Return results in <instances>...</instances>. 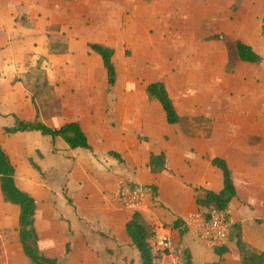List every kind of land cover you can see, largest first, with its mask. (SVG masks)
<instances>
[{
	"label": "crops",
	"instance_id": "crops-1",
	"mask_svg": "<svg viewBox=\"0 0 264 264\" xmlns=\"http://www.w3.org/2000/svg\"><path fill=\"white\" fill-rule=\"evenodd\" d=\"M68 1L0 0V145L15 166L18 187L36 197L35 229L40 253L56 259L58 264H142L139 251L126 233V224L137 211L156 233L169 236L180 250H188L191 264H241L230 229L225 240L213 243L196 235L189 226L191 218L204 217L196 204V189L218 193L223 188V174L211 164L214 158L224 159L233 175L236 197L230 204V223H239L244 241L264 252V87L244 91L246 104L237 106L230 98L226 101L232 93L228 89L230 79H244L240 76L243 68L257 71L260 80H264V12L253 14L244 9L242 19L237 18L243 0L237 9L235 0L229 9L231 13L221 14L222 18L217 20L221 29L227 30L225 36L217 34L221 39L212 38L221 56L186 58L181 63L185 67L176 72L174 68H165V63L155 64L152 74H143L145 80L130 68L125 79L115 51L117 78L111 91L101 58L97 56L100 60L97 59L96 75L82 57L76 63L81 64V76L89 87L94 78H103L104 94L95 91L99 101L93 103V91L89 88L83 92L85 98L81 103L57 101L54 112L43 117L44 101L39 102V97L30 93L43 83H37L39 70L45 72L44 89L50 88L51 94L55 90L57 98V85L65 86L72 80L75 61L79 60L71 54L76 48L88 47L85 23L77 30L75 21L69 22L70 17L75 20V11L60 8ZM53 31L56 36H52ZM115 31L120 35L116 38L118 44L124 38L123 30H109ZM224 38L250 46L263 62L255 65L236 61L233 72H228ZM60 42L65 48L62 52ZM116 43L102 40L99 44L114 49ZM25 51H30L31 57ZM155 81L164 83L181 118L177 125H169L159 102L148 97L147 87ZM249 96L254 97L253 106ZM213 109L219 114V122L224 119L227 127L232 128L229 132L222 135L217 131ZM37 116L52 128L79 123L91 151L71 150L60 138L53 142L38 132L8 136L3 131L14 124V117L33 120ZM198 118L211 120L209 133L199 130ZM25 135L48 141L46 151L37 147L27 154L24 145L12 152V139ZM143 147L147 149L144 153ZM17 152L20 157L26 156L19 163L21 169L14 155ZM111 152L119 154L123 162L110 156ZM159 153L166 156L167 170L152 174L149 158ZM21 170L29 177L25 187L17 179ZM121 183L154 186L155 197L148 190L139 210L125 208L117 200ZM13 209L17 226L19 208L4 202L0 191V264H31L18 232L12 230ZM176 220L182 221L187 230L183 236L172 228ZM217 247L227 252L219 256L215 253Z\"/></svg>",
	"mask_w": 264,
	"mask_h": 264
},
{
	"label": "rangeland",
	"instance_id": "rangeland-1",
	"mask_svg": "<svg viewBox=\"0 0 264 264\" xmlns=\"http://www.w3.org/2000/svg\"><path fill=\"white\" fill-rule=\"evenodd\" d=\"M65 1L66 0H64V2ZM234 1L235 0H69L68 4L60 8L75 11V20L73 19L71 21L70 17L69 22L71 24L75 21L74 23L77 25V30L80 24L85 23L86 30H88V32H86L88 35L87 44L102 43V40L115 44L116 38L120 35L116 31L111 33L109 30L112 27H120L123 30L122 37L124 38L122 40L120 39L118 44L116 43L117 45L114 49L116 54H118L116 55L117 64L122 67L121 73L126 79L127 69L130 68L139 74L138 78L145 80L146 75L143 74L145 72L152 74L155 64L162 65L165 63V68H174V72H176L177 69L180 70L185 67L181 63L183 62L182 60L186 58L195 60L202 58L208 59L212 56H221V54L218 53L219 48L215 46V41L212 38L217 34L225 36L226 33L224 32H227V30L223 31L220 27V21L217 22V20L222 18L221 14L226 13L229 15L231 13L229 9ZM241 9L242 13L240 11L236 16L237 18L242 19L244 9L251 11L253 14H258V12L262 13L264 12V0H243ZM83 12H85V15H83ZM53 32L52 36H56L57 34L55 31ZM137 35L143 38H139ZM223 42L226 44L225 38ZM61 43L62 42H60L59 45L60 52L65 49H62L63 45ZM230 49L233 51V46L230 47ZM25 54H27L28 58L32 55L30 51H27V53L25 51ZM229 55L230 51L228 49V57ZM71 56L79 60L75 61L73 67L75 71L72 80L65 86L60 84L57 85L59 88V97L55 98L56 91L54 90V93L51 94L50 88L48 91L43 89L42 96H38L39 102L44 101L45 104L41 103V107L44 109V112H42L43 117L54 112L55 103L57 101L58 103H81L85 98L83 92L88 91L89 88L93 91V103L99 101V96L94 94L96 93L95 91L100 94H104L105 92L106 86L103 78L99 76L94 78V82L91 87H89L83 76H81V64H76L81 61L83 57L92 66V70L96 75H98L99 72L96 71L99 69V62L97 61L99 56L93 53L86 45L82 48H76ZM202 66L206 65L203 64ZM138 68L142 69L138 70ZM42 72L43 70H39L37 74V83H40L42 80L43 73H45ZM173 76L175 77V75ZM193 76L191 78H193ZM240 76H243L242 78L244 79L240 77L230 79L228 89L232 93L230 97L226 98L227 102H229V98L231 101L234 100L237 106L242 103L246 104L245 96H243L245 95L244 91L248 92L251 89L252 92H254L257 87H264V80H260V74L255 70L243 68L240 71ZM253 76H255L256 79H253ZM178 77H180V75H178ZM172 86L175 87V84H171V87ZM31 92L35 93V90L32 88L30 93ZM248 101L252 104L254 102V97L249 96ZM262 107L264 108V104H262ZM42 108L40 109L42 110ZM20 112L27 115L25 111ZM213 112L212 115L216 118V124L218 125L216 126L217 131L222 135L229 132L232 128L227 127L224 119L219 122V114L216 109H213ZM48 117L49 116H47V118ZM256 119L258 120V118ZM47 121H50V118H48ZM197 123L199 124V130L201 132L207 134L211 131V120L198 118ZM24 145L27 146V154H30L32 151L36 150L37 147L46 151L48 141L42 140L35 135H25L18 139H12L10 150L15 153L16 150L19 149V146L22 147ZM146 151L147 149L143 147L142 152L144 153ZM14 155L17 158L16 161H18V168L21 169L19 163L22 164L26 156L21 154L20 157L18 152ZM17 179L19 185L25 187L29 177L21 170ZM50 180L48 181L50 182ZM31 183H35V180L32 178ZM63 189L65 190L66 187ZM32 196L36 199L34 195ZM12 206L17 208L15 205ZM12 215L13 222L16 215L14 209ZM12 230L14 233L18 232V225L16 226L15 222L12 223Z\"/></svg>",
	"mask_w": 264,
	"mask_h": 264
},
{
	"label": "trees",
	"instance_id": "trees-1",
	"mask_svg": "<svg viewBox=\"0 0 264 264\" xmlns=\"http://www.w3.org/2000/svg\"><path fill=\"white\" fill-rule=\"evenodd\" d=\"M239 5L240 0H237L234 6L235 9H237ZM214 38L221 39L220 36H214ZM226 46L230 51L227 65V71L230 73L233 72L236 61L255 65H260L263 62V58L259 54L250 46L240 41L229 42L226 40ZM232 46L234 48L233 51L230 49ZM88 48L101 58L103 67L106 71L108 91H111L116 84L117 78L116 68L113 64L115 50L99 43H90L88 44ZM42 80L43 83L36 87V97L41 95L44 87L47 86L46 78ZM147 94L150 99L159 102L169 125H177L180 122L181 118L162 81H155L149 84L147 87ZM3 131L8 136L19 133L38 132L43 136L49 137L53 142L56 138H60L71 150L86 149L91 151L87 136L77 122L67 123L60 128H52L41 121L38 116L33 120H21L18 117H14V124L10 127H5ZM110 156L123 162L121 156L117 153L111 152ZM211 164L222 172L223 188L218 193L196 189L198 193L196 196L197 206L203 211V216L207 219H210L214 213H221L225 216L226 224L233 232V238L239 252L241 264H264V252L256 250L244 241L241 225L239 223H230L229 209L231 201L236 197V190L233 182V175L227 162L221 158H214L211 160ZM148 167L152 174H161L166 171L165 154H152L149 158ZM15 173V166L0 145V191L4 202L19 208L18 234L23 252L30 260L31 264H58L56 259H49L39 251L38 235L35 229V215L37 211L36 201L31 194L22 191L18 187ZM143 188L145 191L151 190L154 199L156 188L154 186H144ZM66 199L70 204V199ZM172 228L178 230L181 236L187 231L180 220H176L172 224ZM126 233L139 251L142 264H159L157 262V256L153 252L151 246V239L154 237L155 231L152 227L144 223L139 212H134L132 219L126 224ZM181 251L183 264H191V253L186 249ZM225 252H227L225 248L217 247L215 249V253L219 256L223 255Z\"/></svg>",
	"mask_w": 264,
	"mask_h": 264
},
{
	"label": "built area",
	"instance_id": "built-area-1",
	"mask_svg": "<svg viewBox=\"0 0 264 264\" xmlns=\"http://www.w3.org/2000/svg\"><path fill=\"white\" fill-rule=\"evenodd\" d=\"M146 194L147 192L142 186L130 183H121L117 189L118 201L125 208L132 210H139L142 207ZM189 226L196 235L213 243L225 240L229 230L225 216L221 213L212 214L210 219L205 217L191 218ZM151 246L159 264H183L182 251L175 246L169 236L155 232L151 239Z\"/></svg>",
	"mask_w": 264,
	"mask_h": 264
}]
</instances>
